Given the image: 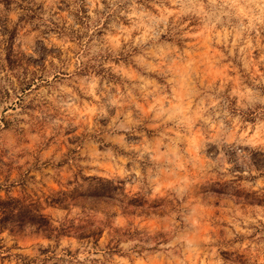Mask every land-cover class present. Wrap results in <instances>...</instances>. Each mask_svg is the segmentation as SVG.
Here are the masks:
<instances>
[{"label": "rangeland", "instance_id": "obj_1", "mask_svg": "<svg viewBox=\"0 0 264 264\" xmlns=\"http://www.w3.org/2000/svg\"><path fill=\"white\" fill-rule=\"evenodd\" d=\"M5 189L103 231L0 229V264H264V0L1 1Z\"/></svg>", "mask_w": 264, "mask_h": 264}, {"label": "trees", "instance_id": "obj_2", "mask_svg": "<svg viewBox=\"0 0 264 264\" xmlns=\"http://www.w3.org/2000/svg\"><path fill=\"white\" fill-rule=\"evenodd\" d=\"M8 3L10 0H0V2ZM24 84H27L25 82ZM84 179L94 180L95 177H84ZM98 182L101 183L99 191H93L89 194H84L87 197H112L116 189L120 187L114 185L111 181L102 178H96ZM6 195L2 197L0 195V229H8L9 231H21L26 225L33 227L36 232H40L47 238L59 239L62 236H69L72 233L75 234L77 239H93L94 244L97 242L103 231L102 228L94 227L90 228L92 225L91 220L80 219L79 221H85L88 225L87 231H84L85 225L81 223H74L72 220L66 219L59 225H54L51 218L43 212L42 206L35 199L29 197H18L9 195L8 189H5ZM59 197H51L45 202L48 205H65L66 197L71 196V192H60ZM117 230H113L111 234V239L109 240L108 248L109 252L118 251V245L121 241V235L116 234ZM70 253L69 251H67Z\"/></svg>", "mask_w": 264, "mask_h": 264}]
</instances>
